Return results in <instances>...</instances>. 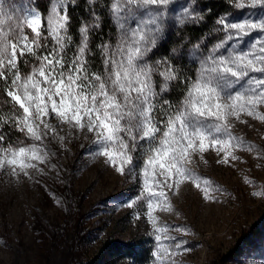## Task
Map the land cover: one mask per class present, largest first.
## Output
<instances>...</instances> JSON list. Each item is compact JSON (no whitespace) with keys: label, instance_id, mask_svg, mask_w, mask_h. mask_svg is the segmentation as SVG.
Wrapping results in <instances>:
<instances>
[{"label":"snow or ice","instance_id":"obj_1","mask_svg":"<svg viewBox=\"0 0 264 264\" xmlns=\"http://www.w3.org/2000/svg\"><path fill=\"white\" fill-rule=\"evenodd\" d=\"M173 2L124 0L123 5L112 4L120 20V37L115 47L103 42L97 46L101 56L98 69L88 59L86 26L78 29L81 40L74 54L68 55L73 45L69 6L75 7V0L68 4L57 0L46 22L45 13L25 0L23 18L15 28H0V96L12 113L4 123L24 137L16 145L5 146L6 133L0 129V170H8L17 182L27 178L47 188L42 178L53 171L59 174L53 162L56 152L50 145L53 140L62 145L66 138L58 134V128L91 134L94 157L103 158L117 174L131 176L138 185L142 180L139 195L127 207L146 200L145 214L156 245L150 252L153 264H176L175 257L187 250L186 241L169 235L156 215L175 210L169 192L176 195L182 184L190 182L205 200L211 199L210 182L201 181L191 167L195 158L206 164L204 154L211 150L220 157L217 164L234 166L233 162L241 160L236 149L244 143L233 135L232 122L246 123L243 116L264 122V0H227L235 10L259 6L262 12L256 17L246 13L237 21H229L227 15L218 18L215 23L225 32V39L203 55L196 51L204 40L194 46L195 77L167 57L150 59ZM191 3L192 9L179 23H205L196 10V0ZM139 9L146 19L137 17ZM129 20L136 24L129 27ZM96 21L94 28L100 29L98 16ZM254 32L260 35L246 50H240V44ZM229 41L235 43L221 51ZM22 64L27 71H22ZM174 82L183 93L175 102L162 98ZM252 150L248 145V151ZM137 161L141 162L139 169ZM243 182L246 186L253 183L247 178ZM47 194L55 206L62 204L50 190ZM251 195L264 198V191ZM175 230L188 234L187 229ZM165 240L174 243L165 245Z\"/></svg>","mask_w":264,"mask_h":264},{"label":"rangeland","instance_id":"obj_2","mask_svg":"<svg viewBox=\"0 0 264 264\" xmlns=\"http://www.w3.org/2000/svg\"><path fill=\"white\" fill-rule=\"evenodd\" d=\"M106 1L110 23L107 37L99 41L92 38L96 12H92L83 25L89 29L88 58L93 69L101 66L97 46L103 42L115 47L120 37V20L111 5L118 2L123 5L124 0ZM213 1L222 3L212 5ZM88 2L92 3L91 0ZM28 4L43 13L46 10V22L57 0H51V3L50 0H28ZM192 7L191 0H174L169 5L164 27L169 40L161 46V36L150 59L167 57L173 65L195 77L198 65L193 55L194 46L203 39L204 44L196 51V55H203L225 39V32L218 30L221 26L215 23L218 18L227 15L229 21H237L246 13L254 17L260 13L255 14L252 9L235 10L229 7L227 0H196V10L206 22L193 24L186 20L180 24L179 20ZM24 8L25 0H0V20L3 21L0 28L4 31L14 29L23 18ZM142 10H136L137 17L143 18ZM135 24L136 20L128 21L129 27ZM259 35L254 32L246 37L240 50H246ZM78 40L77 45L81 36ZM234 43L229 41L221 51H227ZM74 52L75 48L71 55ZM27 70L22 64V71ZM160 79L157 77L158 81ZM1 112L6 118L12 114L2 96ZM242 120L246 123L232 122L233 135L244 143V147L235 152L241 160L233 162L234 166L217 164L220 157L210 150L204 154L206 164L196 157L197 162L191 165L201 181L207 179L210 182L211 199L205 200L199 189L186 182L178 194L169 192L175 210L156 213L160 225L168 227L169 235L186 241L187 250L175 257L176 264L264 262V198L251 195L252 191H264V122L247 116ZM0 129L6 133L5 146L8 143L16 145L24 139L22 134L1 122ZM58 134L66 137L63 144L53 140L50 147L56 152L53 162L57 164L59 174L53 171L42 178L47 188L27 178L17 182L8 170H0V264H75L91 256L102 240L125 242L141 234L153 240L155 250L151 225L145 214L146 200L137 201L132 208L127 207V203L139 195L142 180L138 185L131 176L117 174L103 158L94 157L91 153L96 146L91 134L85 135L66 126L58 128ZM248 145L252 146V151H248ZM258 153L261 158H257ZM140 166L141 162L137 161V169ZM245 178L253 183L246 186ZM49 190L62 200L60 206H55L49 199ZM176 228L187 229L188 234L177 232ZM163 243L174 242L165 240Z\"/></svg>","mask_w":264,"mask_h":264},{"label":"trees","instance_id":"obj_3","mask_svg":"<svg viewBox=\"0 0 264 264\" xmlns=\"http://www.w3.org/2000/svg\"><path fill=\"white\" fill-rule=\"evenodd\" d=\"M64 2L68 4L70 3V0H64ZM217 3H222V1L211 2L212 5H216ZM107 7L108 4L106 0H97L95 3H89L88 0H75V7L69 6V14L71 16L70 34L73 37V45L68 49L69 56H71V53L74 51V48L79 41L78 39L81 36L78 29L88 21L92 12H96V15H98L99 20L102 22V27L100 29L94 28L91 34L93 40L99 41V39L107 37L110 30ZM251 11L255 14H259L262 12V9L258 6L256 9H252ZM45 12L46 10H44V13ZM143 12L144 10H142L140 14L142 15ZM143 18L146 19L147 17L143 16ZM161 40V46L164 44L165 40H169V38L166 37V30H164ZM191 76H193V73ZM182 94L181 89L177 87L174 82L170 87V91L164 93L162 98L175 102L182 97ZM152 245L153 240L145 236V234L135 236L125 242L105 239L102 240L96 248V251L91 256L85 260L78 261L75 264H117L118 262L131 264H153V259L150 255V252L154 251Z\"/></svg>","mask_w":264,"mask_h":264},{"label":"built area","instance_id":"obj_4","mask_svg":"<svg viewBox=\"0 0 264 264\" xmlns=\"http://www.w3.org/2000/svg\"><path fill=\"white\" fill-rule=\"evenodd\" d=\"M34 8V7H33ZM4 113H0V122H1V124H5L4 123V120H6L7 118L5 117V115H3Z\"/></svg>","mask_w":264,"mask_h":264}]
</instances>
